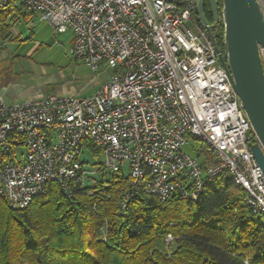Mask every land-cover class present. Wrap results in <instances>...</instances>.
<instances>
[{"label":"built area","instance_id":"1","mask_svg":"<svg viewBox=\"0 0 264 264\" xmlns=\"http://www.w3.org/2000/svg\"><path fill=\"white\" fill-rule=\"evenodd\" d=\"M257 2L264 16V0ZM20 6L56 35L71 33L73 58L113 74L90 97L15 105L2 100L0 82V196L11 209L29 207L49 182L67 190L91 179L80 160L86 146L113 175L128 168L127 200L141 188L162 202L177 193L198 201L226 174L264 216V173L252 151L259 140L198 0H0V10ZM189 138L203 142L204 159L183 152Z\"/></svg>","mask_w":264,"mask_h":264},{"label":"trees","instance_id":"2","mask_svg":"<svg viewBox=\"0 0 264 264\" xmlns=\"http://www.w3.org/2000/svg\"><path fill=\"white\" fill-rule=\"evenodd\" d=\"M33 15L23 6L0 10V41H17L14 24ZM216 33L224 51L222 23ZM92 182L67 190L49 182L25 209L0 196V264H264V216L226 174L198 201L177 193L162 202L141 188L127 200L126 174Z\"/></svg>","mask_w":264,"mask_h":264},{"label":"rangeland","instance_id":"3","mask_svg":"<svg viewBox=\"0 0 264 264\" xmlns=\"http://www.w3.org/2000/svg\"><path fill=\"white\" fill-rule=\"evenodd\" d=\"M34 15L18 25L23 35L14 28L17 41H0V78L2 89H6V104H23L48 95L90 97L110 80L113 71L109 67L103 66L95 73L82 60L70 55L71 33L55 38L53 27L40 22L39 16ZM202 146L203 142L189 138L183 152L195 157L200 155L202 160L205 158L203 153L199 154ZM21 151L25 149L20 148L17 152ZM80 160L91 173V179L85 181L87 185L93 183L92 179L112 178L113 174L103 169L102 153L85 146ZM125 173L128 174L126 166Z\"/></svg>","mask_w":264,"mask_h":264},{"label":"water","instance_id":"4","mask_svg":"<svg viewBox=\"0 0 264 264\" xmlns=\"http://www.w3.org/2000/svg\"><path fill=\"white\" fill-rule=\"evenodd\" d=\"M209 1L214 23L224 26L225 50L217 45L214 34L210 37L259 140L252 151L264 173V69L260 51L264 49V16L257 0H222L221 11L218 0ZM204 2L198 0V15L208 25Z\"/></svg>","mask_w":264,"mask_h":264},{"label":"flooded vegetation","instance_id":"5","mask_svg":"<svg viewBox=\"0 0 264 264\" xmlns=\"http://www.w3.org/2000/svg\"><path fill=\"white\" fill-rule=\"evenodd\" d=\"M204 13H205L206 19L209 22L208 27H211L210 33L214 34L215 40H217L218 36H217L216 30H217V26L220 25L221 22H219L218 24L211 22V19H212V17L214 18V16H213V12H212V8H211V4H210L209 0H205V2H204ZM216 43H217V41H216ZM221 49H222V47H221Z\"/></svg>","mask_w":264,"mask_h":264},{"label":"crops","instance_id":"6","mask_svg":"<svg viewBox=\"0 0 264 264\" xmlns=\"http://www.w3.org/2000/svg\"><path fill=\"white\" fill-rule=\"evenodd\" d=\"M35 16H36V15H33L32 18H34ZM29 19H31V18H29V17L22 18L20 21H18V22H16V23L14 24V28L16 27L15 29H18V25L21 23L22 20H24V21H28ZM39 21L42 22V23H46V24H48V25L50 26V24L47 23V22L41 21L40 19H39ZM18 34H19V35H23L22 30H19V29H18ZM53 35L55 36V38H57V36H58V35H56V34H53ZM71 36H72V35H71ZM70 39H71V37H70ZM71 43H72V40H70L69 45H71ZM1 89H2V85H1ZM2 90H3V89H2ZM2 90H1V91H2ZM5 91H6V89H4V90L1 92L2 100H3L4 102H5V98H6V97H5V96H6ZM8 105H10V104H8Z\"/></svg>","mask_w":264,"mask_h":264}]
</instances>
